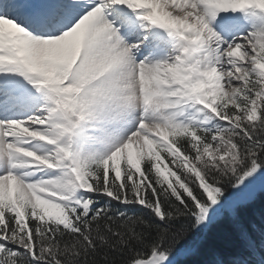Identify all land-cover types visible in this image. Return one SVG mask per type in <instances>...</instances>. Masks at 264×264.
I'll return each mask as SVG.
<instances>
[{"label":"snow or ice","instance_id":"obj_1","mask_svg":"<svg viewBox=\"0 0 264 264\" xmlns=\"http://www.w3.org/2000/svg\"><path fill=\"white\" fill-rule=\"evenodd\" d=\"M262 197L264 0H0V264H264Z\"/></svg>","mask_w":264,"mask_h":264},{"label":"trees","instance_id":"obj_2","mask_svg":"<svg viewBox=\"0 0 264 264\" xmlns=\"http://www.w3.org/2000/svg\"><path fill=\"white\" fill-rule=\"evenodd\" d=\"M261 213H264V197L259 199L246 216L253 220L257 228L261 226ZM193 241L200 240L198 251L190 257H178L184 264H211L217 258L227 260L239 249V242L232 226L226 219L213 223L206 234L192 236Z\"/></svg>","mask_w":264,"mask_h":264}]
</instances>
